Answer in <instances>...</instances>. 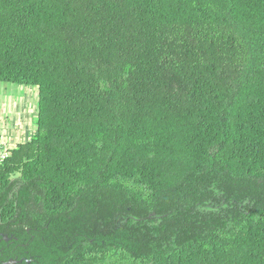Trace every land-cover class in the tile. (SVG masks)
I'll return each mask as SVG.
<instances>
[{
	"label": "trees",
	"instance_id": "obj_1",
	"mask_svg": "<svg viewBox=\"0 0 264 264\" xmlns=\"http://www.w3.org/2000/svg\"><path fill=\"white\" fill-rule=\"evenodd\" d=\"M0 83V264H264V0H0Z\"/></svg>",
	"mask_w": 264,
	"mask_h": 264
},
{
	"label": "crops",
	"instance_id": "obj_2",
	"mask_svg": "<svg viewBox=\"0 0 264 264\" xmlns=\"http://www.w3.org/2000/svg\"><path fill=\"white\" fill-rule=\"evenodd\" d=\"M25 88L29 87L17 91L0 87V134H7L3 140L12 147L28 141L36 130L37 90L30 94Z\"/></svg>",
	"mask_w": 264,
	"mask_h": 264
},
{
	"label": "built area",
	"instance_id": "obj_3",
	"mask_svg": "<svg viewBox=\"0 0 264 264\" xmlns=\"http://www.w3.org/2000/svg\"><path fill=\"white\" fill-rule=\"evenodd\" d=\"M0 136H1L0 138V161H2L4 158H6L9 155V151L15 148L16 146L12 147L11 145H8L5 142V140H3L4 138H7L6 133H2L0 134Z\"/></svg>",
	"mask_w": 264,
	"mask_h": 264
},
{
	"label": "rangeland",
	"instance_id": "obj_4",
	"mask_svg": "<svg viewBox=\"0 0 264 264\" xmlns=\"http://www.w3.org/2000/svg\"><path fill=\"white\" fill-rule=\"evenodd\" d=\"M0 87H4L6 91H13V90H18L20 86H17V85H12V84H3V83H0ZM24 88V87H23ZM26 91L28 90V92L30 94H34L35 91L33 89H35L34 87H29V88H25Z\"/></svg>",
	"mask_w": 264,
	"mask_h": 264
}]
</instances>
